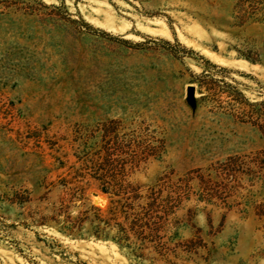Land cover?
I'll list each match as a JSON object with an SVG mask.
<instances>
[{
  "label": "rangeland",
  "instance_id": "rangeland-1",
  "mask_svg": "<svg viewBox=\"0 0 264 264\" xmlns=\"http://www.w3.org/2000/svg\"><path fill=\"white\" fill-rule=\"evenodd\" d=\"M130 180L144 256L46 223ZM0 264H264V0H0Z\"/></svg>",
  "mask_w": 264,
  "mask_h": 264
},
{
  "label": "trees",
  "instance_id": "trees-1",
  "mask_svg": "<svg viewBox=\"0 0 264 264\" xmlns=\"http://www.w3.org/2000/svg\"><path fill=\"white\" fill-rule=\"evenodd\" d=\"M102 188L110 193L106 212L91 204L82 215L72 216L69 208L77 199L85 202V190L77 184L70 185L66 188L70 196L62 200L58 210L46 215V223L72 237L94 234L98 238H111L120 246L144 256L146 241L174 211V195L170 192L164 195L163 190L155 186L145 189L143 183L132 180L123 188L111 185Z\"/></svg>",
  "mask_w": 264,
  "mask_h": 264
},
{
  "label": "water",
  "instance_id": "water-1",
  "mask_svg": "<svg viewBox=\"0 0 264 264\" xmlns=\"http://www.w3.org/2000/svg\"><path fill=\"white\" fill-rule=\"evenodd\" d=\"M188 92H189L190 95H193V94H194V92H195V88H194L193 85L189 86V88H188Z\"/></svg>",
  "mask_w": 264,
  "mask_h": 264
}]
</instances>
